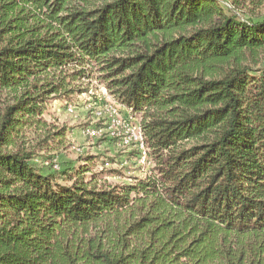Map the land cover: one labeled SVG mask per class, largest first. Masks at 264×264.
Segmentation results:
<instances>
[{
    "label": "trees",
    "instance_id": "trees-1",
    "mask_svg": "<svg viewBox=\"0 0 264 264\" xmlns=\"http://www.w3.org/2000/svg\"><path fill=\"white\" fill-rule=\"evenodd\" d=\"M86 68L144 111L153 203L31 164L43 104ZM0 264H264V17L217 0H0Z\"/></svg>",
    "mask_w": 264,
    "mask_h": 264
},
{
    "label": "rangeland",
    "instance_id": "rangeland-1",
    "mask_svg": "<svg viewBox=\"0 0 264 264\" xmlns=\"http://www.w3.org/2000/svg\"><path fill=\"white\" fill-rule=\"evenodd\" d=\"M217 3L225 14L237 15L242 20L264 17V0H217ZM34 14L38 16L33 9H25L27 19ZM251 67L254 70L260 68L259 65ZM86 69L85 75L89 79L78 78L66 89V92L70 91L66 97L49 96L43 104L41 121L44 125L35 131L36 134L31 131L26 136L28 148L35 151L31 164L40 171L54 173V183L60 186H70L82 178L97 188L130 187L133 189L130 197L137 200L136 204L147 199L153 203L156 200L153 192L145 196L141 188L158 180V155L151 150L141 130L144 111H132L120 104L105 89L96 68ZM213 69L220 70L222 66ZM65 71L69 75L81 70L72 67ZM204 71L206 69L197 76H203ZM90 129L98 134L89 135ZM45 131L57 133V136L38 146ZM189 145L191 142L183 146ZM52 157L57 165L55 171L45 162ZM65 170L69 171L68 175L61 176ZM138 212L142 213L135 206V214ZM129 233L128 243L137 244L139 239Z\"/></svg>",
    "mask_w": 264,
    "mask_h": 264
},
{
    "label": "built area",
    "instance_id": "built-area-1",
    "mask_svg": "<svg viewBox=\"0 0 264 264\" xmlns=\"http://www.w3.org/2000/svg\"><path fill=\"white\" fill-rule=\"evenodd\" d=\"M117 122H119V121H117ZM88 132H89V135H91V136H93V134H98L97 131L92 130V129H90ZM55 169H57V166L55 167Z\"/></svg>",
    "mask_w": 264,
    "mask_h": 264
},
{
    "label": "bare ground",
    "instance_id": "bare-ground-1",
    "mask_svg": "<svg viewBox=\"0 0 264 264\" xmlns=\"http://www.w3.org/2000/svg\"><path fill=\"white\" fill-rule=\"evenodd\" d=\"M137 142H138V141H137ZM140 145H141V144H140ZM141 146H142V145H141ZM55 167H56V166H55ZM55 167H54V168H55Z\"/></svg>",
    "mask_w": 264,
    "mask_h": 264
}]
</instances>
